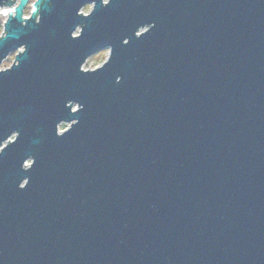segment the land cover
<instances>
[{"label": "water", "instance_id": "water-1", "mask_svg": "<svg viewBox=\"0 0 264 264\" xmlns=\"http://www.w3.org/2000/svg\"><path fill=\"white\" fill-rule=\"evenodd\" d=\"M29 1L0 0V264H264V0Z\"/></svg>", "mask_w": 264, "mask_h": 264}, {"label": "rangeland", "instance_id": "rangeland-1", "mask_svg": "<svg viewBox=\"0 0 264 264\" xmlns=\"http://www.w3.org/2000/svg\"><path fill=\"white\" fill-rule=\"evenodd\" d=\"M35 0H31L30 3L27 4L26 9H25V13L26 16H28L31 12V4L34 2ZM92 9V5H87L82 9V13H89L90 10ZM5 21V18L0 14V36L2 35L3 32V22ZM109 55V50H102L94 55H92L84 64L83 68L85 70H91V69H95L99 66H101L107 59ZM15 60V54L12 53L8 56L7 59H5L3 61V63L0 66V69H6L9 68L13 62ZM68 125L66 124H62L60 126V130H64L65 128H67Z\"/></svg>", "mask_w": 264, "mask_h": 264}, {"label": "built area", "instance_id": "built-area-1", "mask_svg": "<svg viewBox=\"0 0 264 264\" xmlns=\"http://www.w3.org/2000/svg\"><path fill=\"white\" fill-rule=\"evenodd\" d=\"M17 1H18V0H17ZM7 9H8V8H7ZM2 11H3V10H2ZM0 14H1L5 19H6L7 16H8V15H4L3 12H1V11H0ZM28 16H29V15H28ZM28 16H26V13L24 12L23 17H24V18H28ZM4 22H5V21H4ZM4 22H3V23H4Z\"/></svg>", "mask_w": 264, "mask_h": 264}, {"label": "snow or ice", "instance_id": "snow-or-ice-1", "mask_svg": "<svg viewBox=\"0 0 264 264\" xmlns=\"http://www.w3.org/2000/svg\"><path fill=\"white\" fill-rule=\"evenodd\" d=\"M105 3H107V0H105ZM9 11H11V10L10 9H4L3 14L8 15ZM85 15H87V13H85Z\"/></svg>", "mask_w": 264, "mask_h": 264}, {"label": "bare ground", "instance_id": "bare-ground-1", "mask_svg": "<svg viewBox=\"0 0 264 264\" xmlns=\"http://www.w3.org/2000/svg\"><path fill=\"white\" fill-rule=\"evenodd\" d=\"M4 9H7V8H0V11L4 10Z\"/></svg>", "mask_w": 264, "mask_h": 264}, {"label": "flooded vegetation", "instance_id": "flooded-vegetation-1", "mask_svg": "<svg viewBox=\"0 0 264 264\" xmlns=\"http://www.w3.org/2000/svg\"><path fill=\"white\" fill-rule=\"evenodd\" d=\"M31 2V0L29 1V3ZM26 9V8H25ZM25 9H24V12H25Z\"/></svg>", "mask_w": 264, "mask_h": 264}]
</instances>
